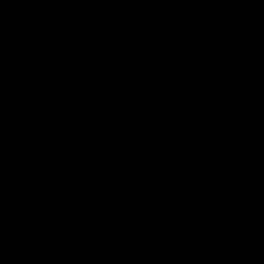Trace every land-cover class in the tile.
Masks as SVG:
<instances>
[{"label": "trees", "instance_id": "obj_1", "mask_svg": "<svg viewBox=\"0 0 264 264\" xmlns=\"http://www.w3.org/2000/svg\"><path fill=\"white\" fill-rule=\"evenodd\" d=\"M86 1L105 48L137 71L183 83L200 75L189 47L201 32L181 8L220 7L228 17L237 3L251 25L235 35L233 68L264 81V0ZM42 43L37 25L0 16V85L28 77ZM82 114L81 105L48 99L0 112V264H41L48 249L71 250L86 210L101 226L82 259L58 264H264V201L229 181L211 183L197 156L181 162L177 190L148 168L128 206L106 199L119 142L113 127Z\"/></svg>", "mask_w": 264, "mask_h": 264}, {"label": "flooded vegetation", "instance_id": "obj_2", "mask_svg": "<svg viewBox=\"0 0 264 264\" xmlns=\"http://www.w3.org/2000/svg\"><path fill=\"white\" fill-rule=\"evenodd\" d=\"M52 5L53 0H0V16L33 23L43 35L32 73L0 85V98L19 94L15 99H1L0 112L12 102L32 104L37 97L39 102L48 99L65 106V97L55 100L44 93L67 91L71 106L81 105L88 121L99 128L113 127V142H119V147L105 178L109 190L125 181L136 182L134 190L139 188L148 168L155 181L177 190L175 175L184 158L193 155L207 164L203 173L211 183L229 181L264 201V81L241 76L233 68L237 54L232 44L245 27L221 35L216 27L226 21L225 13L217 16L191 7L188 19L199 27L201 38L190 45L189 52L200 75L194 83H183L137 71L127 59L105 48L99 38L101 18L90 11L86 0H55L53 13ZM52 22L60 47L89 85L111 100L94 95L82 83H68L75 78V70L61 59L54 42L46 40ZM202 24L209 34L206 40ZM24 80L30 81L22 85ZM22 97L23 102H18ZM78 220L77 231L85 230L88 238L97 227L96 217L90 219L86 210Z\"/></svg>", "mask_w": 264, "mask_h": 264}, {"label": "rangeland", "instance_id": "obj_3", "mask_svg": "<svg viewBox=\"0 0 264 264\" xmlns=\"http://www.w3.org/2000/svg\"><path fill=\"white\" fill-rule=\"evenodd\" d=\"M175 1L178 2L180 5H182L181 0H175ZM181 9L183 11L184 16L190 17V14H189L190 10L189 9H185V10L183 8H181ZM222 11L223 10L220 7H216L215 8V14L217 16H221ZM203 20H205V17H203ZM208 22H211L214 25V23H213V21H212L210 16L208 17ZM247 23H248V20L242 14L238 13V4L236 3V7L234 9V14H231L230 16H228L226 18V21L220 22L218 27H216V29L219 30V33L221 35L222 34H228V32H229V34H231L235 30L237 32V31H239V29L246 27ZM202 28H203V31H204V36H203L204 38L203 39L206 40L209 37V34L207 32V26L205 24H202ZM93 31H94V29H93ZM209 32L211 34V31H209ZM210 38H211V35H210ZM202 55H205L204 49L202 51ZM51 66H52V64L50 65V68H51ZM45 71H49V69L45 70ZM70 92L74 93L73 91H70ZM67 94H70V93L67 92V91H65V92H63V91H61V92H45L44 93L45 96H49V97H51L52 99H55V100L56 99H63L65 97L64 105H71L72 100H68V99H70V95H67ZM23 98L24 97L18 98L17 101L18 102H23ZM44 98H47V97H44ZM39 99L40 98L37 97L36 100H31L30 102L31 103H39ZM14 104L15 103L12 102L10 104V106L14 105ZM0 108H2V105H0ZM82 116L84 117L83 114H82ZM117 135L118 134L115 133V136H117ZM114 143H116V142H114ZM114 158H115L114 157V153L111 152V163H112ZM109 186L110 185L108 184V187ZM135 186H136V182L128 183L127 181H125V182H123L121 184L120 188L111 189V191L114 192V195H109L108 194L106 196V199L110 198L112 200H115L120 205L128 206L130 203H132V197H131V195H132L131 193L132 192L131 191L133 190V192H134V187ZM99 227L93 229L90 232L88 238L85 237V230L84 231H79V235L76 237L77 238V240L75 241L76 243L71 248V250H68L67 248L66 249H64V248H61V249H53V248L48 249L45 258L41 261V264H58V262L62 258H75V260L82 259L83 258V254L87 252L88 247H89V245L91 243V240H92L93 236L95 235V233L98 231ZM78 252H79L80 256H78Z\"/></svg>", "mask_w": 264, "mask_h": 264}, {"label": "water", "instance_id": "obj_4", "mask_svg": "<svg viewBox=\"0 0 264 264\" xmlns=\"http://www.w3.org/2000/svg\"><path fill=\"white\" fill-rule=\"evenodd\" d=\"M54 2L55 0H53V5H52V9L51 12L53 13L54 11ZM47 13V11L45 12ZM46 40L48 41H53L54 45H55V49L58 53V55L61 57V59H63L67 64H69L74 70H75V78L70 79L68 81V83L70 82H77V83H82L85 87L86 90H89L91 93H93L94 95H98L101 97H107L105 96V94H102L100 92H98L97 90L93 89L90 85L89 82L85 79L84 75L81 73V71L79 69L76 68V66L74 65L73 61L71 60V56L69 54H67L59 45V40H58V34H57V27L54 24V22H52V30L51 32H49V34L46 36ZM28 82V81H27ZM27 82L25 84H27ZM23 84V85H25ZM61 85L64 84V82L59 83ZM19 94H10L8 96H4L1 99H5L8 100L9 98H15L17 97ZM109 100H111V98L107 97ZM183 108V107H182ZM155 116V114H152L150 117Z\"/></svg>", "mask_w": 264, "mask_h": 264}, {"label": "clouds", "instance_id": "obj_5", "mask_svg": "<svg viewBox=\"0 0 264 264\" xmlns=\"http://www.w3.org/2000/svg\"><path fill=\"white\" fill-rule=\"evenodd\" d=\"M244 16H245V15H244ZM259 18H260V16L256 17L255 19L258 20ZM250 25H251V23L249 24V21H248L247 26L245 27V29H247L248 27H250ZM21 48H23V46H22ZM22 53H23V52H22Z\"/></svg>", "mask_w": 264, "mask_h": 264}]
</instances>
